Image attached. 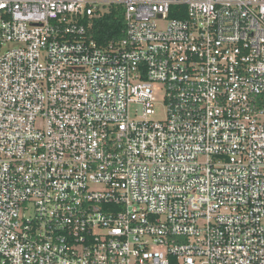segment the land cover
<instances>
[{"label":"built area","instance_id":"built-area-1","mask_svg":"<svg viewBox=\"0 0 264 264\" xmlns=\"http://www.w3.org/2000/svg\"><path fill=\"white\" fill-rule=\"evenodd\" d=\"M0 264H264V0H0Z\"/></svg>","mask_w":264,"mask_h":264},{"label":"trees","instance_id":"trees-1","mask_svg":"<svg viewBox=\"0 0 264 264\" xmlns=\"http://www.w3.org/2000/svg\"><path fill=\"white\" fill-rule=\"evenodd\" d=\"M89 21L92 24L90 35L101 46L123 37L125 20L122 7L111 6L104 15Z\"/></svg>","mask_w":264,"mask_h":264},{"label":"rangeland","instance_id":"rangeland-1","mask_svg":"<svg viewBox=\"0 0 264 264\" xmlns=\"http://www.w3.org/2000/svg\"><path fill=\"white\" fill-rule=\"evenodd\" d=\"M161 97H159V102L157 104V115L155 116L156 120H164L166 118V106L163 104V91L160 92ZM141 114V108L133 105L132 106V118L137 119ZM137 115V118L136 116Z\"/></svg>","mask_w":264,"mask_h":264}]
</instances>
